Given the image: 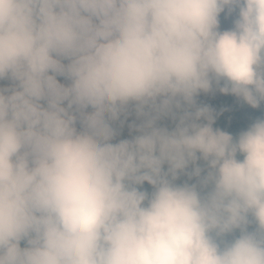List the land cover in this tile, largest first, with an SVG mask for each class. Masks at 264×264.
<instances>
[{"label":"clouds","instance_id":"obj_1","mask_svg":"<svg viewBox=\"0 0 264 264\" xmlns=\"http://www.w3.org/2000/svg\"><path fill=\"white\" fill-rule=\"evenodd\" d=\"M5 79L0 264H264V119L196 104L264 102V0H0Z\"/></svg>","mask_w":264,"mask_h":264},{"label":"trees","instance_id":"obj_2","mask_svg":"<svg viewBox=\"0 0 264 264\" xmlns=\"http://www.w3.org/2000/svg\"><path fill=\"white\" fill-rule=\"evenodd\" d=\"M203 101V102H202ZM200 107H207L210 110V113L213 117L212 128L213 130H220L224 133H227L233 137L234 140H237L239 135L248 130V128L256 122L258 119H264V102H261L258 108H253L244 102L241 98L236 97L233 94H225L220 98L215 100L206 99L201 100L197 104ZM233 114V117L227 116ZM232 120V121H231ZM202 123H207V121H201ZM161 126H167L169 129L173 128L174 122L170 118H166L159 122ZM230 124V125H229ZM114 126V125H113ZM79 122L77 123V128L79 129ZM238 159L242 160L243 156L238 154ZM201 167H204V162H199ZM167 168V166H165ZM191 171V168L189 169ZM201 175H204L202 172ZM182 183H196L197 178L193 177L189 179L187 176L181 175L177 180ZM176 181V182H177ZM141 190L148 191L151 193L152 186L145 182ZM238 235V232L236 233ZM229 236L227 239H231ZM24 244L22 241L21 244Z\"/></svg>","mask_w":264,"mask_h":264},{"label":"rangeland","instance_id":"obj_3","mask_svg":"<svg viewBox=\"0 0 264 264\" xmlns=\"http://www.w3.org/2000/svg\"><path fill=\"white\" fill-rule=\"evenodd\" d=\"M238 18V10L232 12L231 14L228 13L227 8L225 9L224 12H222L219 16V29L220 31H226V30H231L234 27V21ZM64 63H67V61H64ZM57 80L62 83V84H70V81L66 80L65 77L63 76H57ZM12 81L5 79V80H0V88H5V87H11L12 86ZM222 86V84H221ZM222 95H225V93L221 92L219 90V86H216L214 84L212 91L208 93H200L196 97V104L200 103V101L206 100V99H217L220 98ZM203 102V101H202ZM65 102V106H66ZM87 111H91V108L87 109ZM228 117H233V114L227 116ZM121 121H124L123 126H121L120 121L115 122L113 127L118 131L119 135L112 141L113 143L119 142L120 140L123 139H131L132 136L136 135L137 133L129 128V125L135 123H139L140 121L137 119L135 112L130 109V114L127 116L125 119L124 116L120 117ZM232 121V120H231ZM230 125V124H229ZM174 127V126H173ZM166 170V168H165ZM178 184H181L180 182H176ZM21 246L23 247L24 244L22 243Z\"/></svg>","mask_w":264,"mask_h":264}]
</instances>
